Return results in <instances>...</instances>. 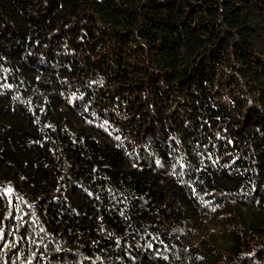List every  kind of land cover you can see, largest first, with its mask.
<instances>
[{
  "label": "trees",
  "instance_id": "obj_1",
  "mask_svg": "<svg viewBox=\"0 0 264 264\" xmlns=\"http://www.w3.org/2000/svg\"><path fill=\"white\" fill-rule=\"evenodd\" d=\"M0 264H264V0H0Z\"/></svg>",
  "mask_w": 264,
  "mask_h": 264
}]
</instances>
